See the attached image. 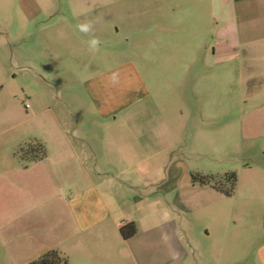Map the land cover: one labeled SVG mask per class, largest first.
I'll return each instance as SVG.
<instances>
[{"label": "rangeland", "instance_id": "obj_1", "mask_svg": "<svg viewBox=\"0 0 264 264\" xmlns=\"http://www.w3.org/2000/svg\"><path fill=\"white\" fill-rule=\"evenodd\" d=\"M237 5L230 0H9L5 7L0 1V264H28L45 253L37 242L48 227L34 223V211L27 212V225L9 217L10 205L36 201L27 186L45 185L38 165L21 163L20 148L33 141L46 147L54 139L47 125L57 119L86 135L91 120L82 82L120 64L137 67L151 92L169 91L171 48L178 60L193 65L194 93L200 75L209 92L208 114L187 119L178 164L191 182L193 175L212 177L223 191L229 189L225 176H236L231 196L218 190L193 194L201 206L180 216L198 250L217 242L224 264H257L255 253L264 242V64L245 60L247 51L240 48L224 53L221 63L212 55L231 24L243 41H264V17ZM83 22L92 23L90 33L77 29ZM93 36L101 42L95 52L88 45ZM135 70L129 71L132 79ZM161 217L179 215L162 210ZM239 252L244 254L235 259ZM137 256L128 251L126 264H141Z\"/></svg>", "mask_w": 264, "mask_h": 264}, {"label": "crops", "instance_id": "obj_2", "mask_svg": "<svg viewBox=\"0 0 264 264\" xmlns=\"http://www.w3.org/2000/svg\"><path fill=\"white\" fill-rule=\"evenodd\" d=\"M0 1L5 7L9 3ZM230 1L264 17V0ZM231 27L220 33L221 41L212 48L217 62L224 61V53L240 48L247 51L245 60L264 64V41H243L238 27ZM168 66L169 91L151 92L130 62L84 80L85 111L91 120L84 128L86 135L66 121L47 125L46 131L54 130V139L45 142L47 156L33 163L41 169L45 185L27 186L36 201L9 207L11 222L27 225L31 220L27 212L34 211V223L48 227L37 242L44 252L58 250L70 264H126L128 251L138 255L141 264H224L218 243L198 250L187 220L180 216L201 206L194 203L193 194L216 192L211 186L193 184L177 155L187 119L192 113L208 114L209 92L200 75V89L194 93L193 65L178 60L173 48ZM130 69L136 71V79L130 77ZM162 210L179 217L162 220ZM130 221L136 234L124 239L120 228ZM243 254L237 253L235 259ZM255 255L257 264H264V242Z\"/></svg>", "mask_w": 264, "mask_h": 264}, {"label": "trees", "instance_id": "obj_3", "mask_svg": "<svg viewBox=\"0 0 264 264\" xmlns=\"http://www.w3.org/2000/svg\"><path fill=\"white\" fill-rule=\"evenodd\" d=\"M21 163L26 166L29 163H34L43 160L47 156L46 147L43 143L33 141L25 147L20 148L18 152ZM226 181L229 183V189L226 191L221 190L220 184L213 181L212 177L193 175L192 183L199 185H208L215 190L223 192L225 196H231L234 192L236 185L235 174L225 176ZM122 238L129 239L136 234V225L133 221L123 224L120 228ZM28 264H70L68 257L58 250H49L42 254L37 259Z\"/></svg>", "mask_w": 264, "mask_h": 264}, {"label": "clouds", "instance_id": "obj_4", "mask_svg": "<svg viewBox=\"0 0 264 264\" xmlns=\"http://www.w3.org/2000/svg\"><path fill=\"white\" fill-rule=\"evenodd\" d=\"M76 27L79 31L86 33V34L90 33L93 29V25L91 22H83V23L77 24ZM100 43H101L100 40L93 36L88 41L89 50L92 52L98 51Z\"/></svg>", "mask_w": 264, "mask_h": 264}]
</instances>
